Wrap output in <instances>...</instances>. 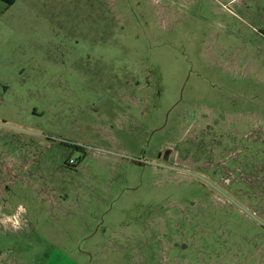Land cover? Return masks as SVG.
<instances>
[{
	"label": "rangeland",
	"instance_id": "rangeland-1",
	"mask_svg": "<svg viewBox=\"0 0 264 264\" xmlns=\"http://www.w3.org/2000/svg\"><path fill=\"white\" fill-rule=\"evenodd\" d=\"M0 132V264H264V0H0Z\"/></svg>",
	"mask_w": 264,
	"mask_h": 264
},
{
	"label": "crops",
	"instance_id": "crops-1",
	"mask_svg": "<svg viewBox=\"0 0 264 264\" xmlns=\"http://www.w3.org/2000/svg\"><path fill=\"white\" fill-rule=\"evenodd\" d=\"M0 138H4L7 141L15 143V145H17L18 148L24 147L23 144H27L29 142L31 143L32 147L26 150L24 156H18V155L16 156L14 152L10 151L8 148H5L0 144V166H2L7 172L9 171L10 173L20 172L23 174L28 172L31 166L36 162L33 156L35 157L39 155V151L33 149V146L38 142V140L33 137L26 138L24 136H16V135L13 136L10 133H1V132H0ZM4 186L5 185L2 184V187ZM2 192L3 191H0V201L2 199L1 198ZM0 212H4V207H0Z\"/></svg>",
	"mask_w": 264,
	"mask_h": 264
},
{
	"label": "flooded vegetation",
	"instance_id": "flooded-vegetation-1",
	"mask_svg": "<svg viewBox=\"0 0 264 264\" xmlns=\"http://www.w3.org/2000/svg\"><path fill=\"white\" fill-rule=\"evenodd\" d=\"M208 115H200V116H198L197 117V119L201 122V123H203L205 126H207L208 128H212V126H214V125H216L215 124V120H211L213 123H204L207 119H208V117H207ZM186 120V119H185ZM204 121V122H203ZM213 124V125H212ZM228 143H233L232 141H229Z\"/></svg>",
	"mask_w": 264,
	"mask_h": 264
},
{
	"label": "trees",
	"instance_id": "trees-1",
	"mask_svg": "<svg viewBox=\"0 0 264 264\" xmlns=\"http://www.w3.org/2000/svg\"><path fill=\"white\" fill-rule=\"evenodd\" d=\"M72 148L76 149V150H81L83 152H85V150H83L81 147L79 146H72ZM69 166V165H68ZM70 167V166H69Z\"/></svg>",
	"mask_w": 264,
	"mask_h": 264
}]
</instances>
